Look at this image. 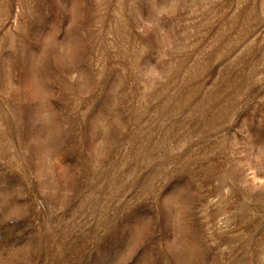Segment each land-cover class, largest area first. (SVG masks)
I'll list each match as a JSON object with an SVG mask.
<instances>
[{
	"label": "rangeland",
	"instance_id": "374dc122",
	"mask_svg": "<svg viewBox=\"0 0 264 264\" xmlns=\"http://www.w3.org/2000/svg\"><path fill=\"white\" fill-rule=\"evenodd\" d=\"M0 264H264V0H0Z\"/></svg>",
	"mask_w": 264,
	"mask_h": 264
}]
</instances>
